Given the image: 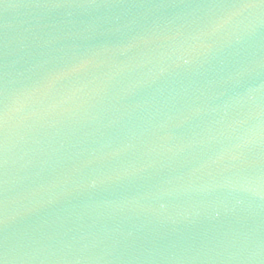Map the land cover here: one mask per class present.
I'll use <instances>...</instances> for the list:
<instances>
[{"label": "water", "instance_id": "1", "mask_svg": "<svg viewBox=\"0 0 264 264\" xmlns=\"http://www.w3.org/2000/svg\"><path fill=\"white\" fill-rule=\"evenodd\" d=\"M0 264H264V0H0Z\"/></svg>", "mask_w": 264, "mask_h": 264}]
</instances>
